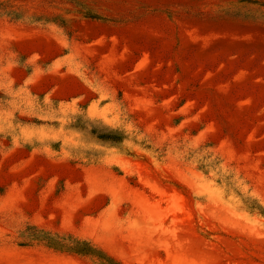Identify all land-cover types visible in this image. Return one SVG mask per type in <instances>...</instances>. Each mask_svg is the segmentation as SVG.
<instances>
[{"label":"rangeland","instance_id":"374dc122","mask_svg":"<svg viewBox=\"0 0 264 264\" xmlns=\"http://www.w3.org/2000/svg\"><path fill=\"white\" fill-rule=\"evenodd\" d=\"M264 264V0H0V264Z\"/></svg>","mask_w":264,"mask_h":264},{"label":"trees","instance_id":"16d2710c","mask_svg":"<svg viewBox=\"0 0 264 264\" xmlns=\"http://www.w3.org/2000/svg\"><path fill=\"white\" fill-rule=\"evenodd\" d=\"M112 260V258H110L109 256H107L104 253H98L97 256V261L98 264H112L110 261Z\"/></svg>","mask_w":264,"mask_h":264}]
</instances>
